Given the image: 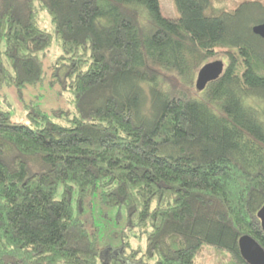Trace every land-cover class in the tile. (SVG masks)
I'll return each mask as SVG.
<instances>
[{"label":"trees","instance_id":"trees-1","mask_svg":"<svg viewBox=\"0 0 264 264\" xmlns=\"http://www.w3.org/2000/svg\"><path fill=\"white\" fill-rule=\"evenodd\" d=\"M172 3L174 19L159 0H0V89L42 82L54 41L49 83L73 108L0 107V264H194L204 246L248 264L242 235L264 250V2ZM93 196L143 250L128 237L103 259L81 218Z\"/></svg>","mask_w":264,"mask_h":264},{"label":"rangeland","instance_id":"rangeland-1","mask_svg":"<svg viewBox=\"0 0 264 264\" xmlns=\"http://www.w3.org/2000/svg\"><path fill=\"white\" fill-rule=\"evenodd\" d=\"M230 10L234 9L241 1L247 0H225ZM255 1V0H252ZM261 3L264 0H256ZM161 12L169 17L176 18L177 14L173 8L172 0H159ZM260 14L255 12L253 17L258 18ZM38 23L40 28L44 31L52 33L53 25L46 12H39ZM59 54V49L56 42L48 47L43 59L44 70L46 77L40 83L32 86H27L22 89L20 93L15 91L14 88H1L0 89V107L9 109L13 120H18L22 116L23 105L30 102L39 106L45 113L50 114L51 110L62 108L68 111H72L71 94L68 91L62 90L58 85L53 86L49 83V71L48 65ZM222 60V59H214ZM223 61V60H222ZM211 62V61H210ZM225 63V61H223ZM126 211L122 209L120 214L116 207H106L101 205L96 196L90 197L88 204L83 208L81 218L87 223L89 229L97 227L96 233L98 238L99 247L105 252L103 253V259L106 260L109 257L108 253L114 252L115 248L122 246L123 241L129 239L134 243V247H141L144 249V239L131 236H135L136 232L129 231L127 236V219ZM139 239V240H138ZM115 253V252H114ZM223 256V255H222ZM217 255L215 251L208 246H204L197 254L194 260V264H227V257Z\"/></svg>","mask_w":264,"mask_h":264},{"label":"water","instance_id":"water-1","mask_svg":"<svg viewBox=\"0 0 264 264\" xmlns=\"http://www.w3.org/2000/svg\"><path fill=\"white\" fill-rule=\"evenodd\" d=\"M252 33L264 40V19L261 23L255 24L251 28ZM224 70L222 60L207 62L198 70L195 79V88L201 91L210 81L217 79ZM257 218L260 221V226L264 232V205L257 211ZM238 248L242 258L248 264H264V250L261 246L247 235H242L238 239Z\"/></svg>","mask_w":264,"mask_h":264}]
</instances>
